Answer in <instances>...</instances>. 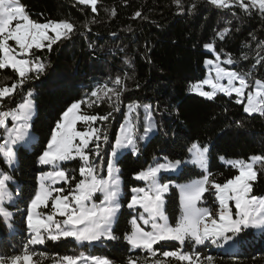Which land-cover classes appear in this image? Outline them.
Instances as JSON below:
<instances>
[{
	"label": "trees",
	"instance_id": "16d2710c",
	"mask_svg": "<svg viewBox=\"0 0 264 264\" xmlns=\"http://www.w3.org/2000/svg\"><path fill=\"white\" fill-rule=\"evenodd\" d=\"M36 22L67 20L74 25L68 38H62L52 50H33L45 64V70L18 87L0 103V111L13 108L33 89L31 99L35 112L30 121L33 138L29 145L16 146V162L9 166L0 152V170L13 175L9 182L14 199L5 204L13 213L12 227L0 218V256L22 253L28 246L46 257L40 264H54L65 255L107 257L112 264H128L129 258L144 264L154 259L141 249H131L125 236L131 230V218L140 208H129L132 188L143 185L136 174L150 164L168 160L183 161L193 143L209 147L208 172L218 183L234 177L237 170L228 159H247L264 155V116L244 112V104L232 96L217 93L213 99L191 90L194 82L205 76L206 59H231V71L245 74L253 88L255 81L264 82V12L258 7L242 9L236 0L230 7H218L210 0H97V11L77 0H21ZM115 12L113 15L112 12ZM139 12L141 15L137 16ZM225 29L228 31L225 33ZM221 33H224L221 38ZM211 44L207 50L204 46ZM35 75V74H30ZM120 77L122 85L113 81ZM18 80L9 68L0 70V85L11 86ZM107 85L120 91V99L105 97L93 106L82 105L86 114L105 116L93 127L106 132L108 142L100 143V156L92 155L96 165H102L100 175L107 176V164L119 127L128 115L134 126L139 152L131 148L119 152L116 166L121 181L122 205L112 225L116 239L78 243L73 238L44 244L28 245L31 238L26 226V208L37 189L38 174L47 166L38 164L51 130L62 112L73 102L84 100L97 87ZM91 100H96L91 97ZM139 105L134 111L128 105ZM4 106V107H3ZM150 106L156 128L144 133L145 108ZM118 109V110H117ZM11 123L10 118L8 125ZM131 126V127H132ZM0 130V140H6ZM144 136V139L139 137ZM95 149V145H90ZM223 157L224 159H221ZM78 181L80 161L74 159L62 165ZM259 167V166H257ZM203 174L195 164L183 163L177 174L162 173L160 181L172 185L165 194V211L170 223L180 215L179 195L174 182H183ZM76 181H73V185ZM65 189L68 184H60ZM19 193V195H16ZM253 194L264 196V170L253 182ZM214 189L205 193L204 204L215 208ZM50 208V207H49ZM48 208V209H49ZM47 210V209H45ZM239 245L232 247L208 240L202 245H179L161 242L154 245L157 257L163 251L182 250L214 257V264H264V229L247 230ZM166 264H177L172 259Z\"/></svg>",
	"mask_w": 264,
	"mask_h": 264
},
{
	"label": "snow or ice",
	"instance_id": "6c2138e0",
	"mask_svg": "<svg viewBox=\"0 0 264 264\" xmlns=\"http://www.w3.org/2000/svg\"><path fill=\"white\" fill-rule=\"evenodd\" d=\"M175 2L179 6L181 0ZM210 2L218 7L231 6L229 0ZM78 3L90 5L92 12L97 11V0H78ZM236 3L246 12L252 7H258L264 12V0H236ZM136 15L141 14L137 12ZM73 30L74 25L67 20L36 22L30 17L21 0H0V70L10 68L18 77L10 87H0V103L18 87H22L25 81L38 78V75L44 72L45 64L33 50L51 51L54 44L62 38H68ZM227 31L225 29V33ZM50 32L54 35H50ZM223 35L224 33H221V38ZM205 47L211 49L213 46L207 44ZM227 63L231 64L233 61L229 59ZM206 64L214 65L215 79L208 78L192 84V91L210 100L218 92L228 96L235 94L237 102L244 104V112L264 116V82L256 81L253 90L245 74L226 70L211 59L207 60ZM225 78L227 84H221L220 80ZM113 83L122 85L121 78L117 77ZM204 85L210 86L212 90L204 91ZM120 94L115 87L98 86L91 92L90 97L71 103L51 130L50 139L37 160L38 164L50 167L51 170L41 172L38 190L30 197L26 208V226L31 237L28 245L44 244L46 239L58 241L61 238H73L81 243L116 239L112 225L122 205L119 199L120 169L116 166L115 158L118 150L123 148L130 147L132 153L137 154L139 152L137 137L134 126H121L120 135L116 137L112 147L111 158L106 161L107 176H100L98 173L103 167L92 162V155L100 156L99 142L103 140L107 143L108 136L106 132L92 125L98 120H108L110 113L105 116L86 114L81 106L87 104L91 107L97 101L105 97L111 99L112 96L119 101ZM31 97L32 92L29 91L27 98L16 108L0 111V128L6 136L5 142L0 144V152L10 166L16 162V146L31 139L29 130L34 111ZM91 97H95L96 100H91ZM128 107L134 111L139 105L130 104ZM149 108L150 106H146V112ZM9 118L12 121L11 126H8ZM78 124L84 125V129H78ZM155 128L156 124L148 112L144 126L145 136ZM92 144L95 145L94 150L90 149ZM188 151L193 154L192 163L202 169L203 174L200 179L175 186L179 189L180 216L174 224L169 222L165 211V194L172 185L170 182L161 183L158 177L162 170H175L181 161L158 163L154 167L150 166L140 171L135 178L145 181L147 186L131 189L132 195L127 206L140 208L143 212L138 218L131 220L132 230L125 239L133 248L150 253L154 257L151 264H166L172 259L177 264H202L199 253L182 250L163 251L162 256L165 259L158 258L154 245L161 242L202 245L205 241L211 240L213 243L222 242V245L232 247L241 243L247 230L264 229V196L253 194V182L257 180L258 172L264 170V155L228 161L231 167L237 170V174L223 183H218L208 172L209 147L193 143ZM76 158L82 161L79 168L81 178L78 181L62 167L64 162ZM13 180V175L0 170V218L8 227H12L13 213L5 204L14 199L13 193L9 190V182ZM73 181H76L74 185ZM57 184H68L69 187L65 189L63 186L57 187ZM210 189H214L219 204L218 211L201 206L205 193ZM97 193L102 195V199L98 201L94 199ZM50 204V212L39 211L48 209ZM138 220L142 221L143 226ZM144 226H148L150 230H146ZM45 257L44 252L37 253L25 246L22 253L8 257L0 256V264H40ZM204 262L214 264V257L208 255L204 257ZM54 264H112V262L107 257L85 256L81 253L62 256ZM128 264H139V261L129 258ZM144 264H149L147 259Z\"/></svg>",
	"mask_w": 264,
	"mask_h": 264
},
{
	"label": "rangeland",
	"instance_id": "374dc122",
	"mask_svg": "<svg viewBox=\"0 0 264 264\" xmlns=\"http://www.w3.org/2000/svg\"><path fill=\"white\" fill-rule=\"evenodd\" d=\"M78 1V0H77ZM90 6V5H89ZM39 23H46V22H39ZM50 35H54L53 33H49ZM10 43H12L11 41H10ZM205 47V46H204ZM206 48V47H205ZM207 50H209V48H206ZM206 60H209V59H206ZM211 60H213L214 61V63L215 64H219L220 65V67H223V68H225L226 70H230V68H228L227 67V65H230L229 63H227V61L228 60H221V59H217L216 57L215 58H213V59H211ZM205 67H206V71H205V76H204V78L202 79V80H199V81H197V82H194V84H196V83H199V82H202L203 80H205V79H208V78H212V79H215V77H216V73H215V70H214V65H208V64H206V62H205ZM256 81H259V80H256ZM255 81V82H256ZM220 83L221 84H227V79L225 78V79H222V80H220ZM254 84V86H253V90L255 89V83H253ZM0 87H10V86H7V85H0ZM203 90L204 91H211L212 89H211V87L210 86H208V85H204L203 86ZM29 91H31V92H33V89L32 88H29L28 89V91H26V93L28 94V92ZM27 94H26V97L24 98V99H26L27 98ZM24 99L22 100V101H20L17 105H15V107H13V108H4V111H8L9 109H14V108H16L20 103H22L23 101H24ZM245 103H246V99H245ZM2 106V105H1ZM0 106V107H1ZM4 107V106H3ZM2 111V110H1ZM34 112H35V109H34V111H33V114H34ZM147 116V115H146ZM10 121H11V119H10ZM145 122H146V118H145ZM12 125V121H11V123L8 125V126H11ZM122 125H127V126H129V127H131L132 126V122H131V119H130V117L127 115L126 117H125V119H124V121H123V123L121 124V126ZM121 126L119 127V130H118V133H117V136L118 135H120V129H121ZM84 125H82V124H78L77 125V128L78 129H81V130H83L84 129ZM2 128H0V130H1ZM2 133H3V135H4V137L6 138V136H5V134H4V131H3V129H2V131H1ZM30 132V137H31V139L29 140V141H27V142H22L21 144L22 145H29L28 143H30V141L32 140V138H33V135H32V133H31V131H29ZM115 141V140H114ZM114 144H115V142H114ZM130 148V147H129ZM125 149H127V148H123V149H120V150H118V153L119 152H122L123 150H125ZM112 151V150H111ZM1 154L3 155V153L1 152ZM109 154H111V152L109 153ZM3 158H4V156H3ZM111 158V156H109V159ZM77 159H79V158H77ZM192 159H193V154L192 153H190L189 152V156L186 158V159H184L183 161H181V164L180 165H178L177 166V168L175 169V170H169V171H164V170H162L161 172H160V174H159V177H160V175L162 174V173H167V174H177L178 172H179V170H180V167L182 166V164L183 163H191V164H193L192 163ZM231 160H234V159H228V160H225L224 162H227L228 163V161H231ZM236 160V159H235ZM71 161V160H70ZM80 161V160H79ZM176 161H180V160H175V161H171V160H164V161H161V162H155V163H153V164H150L149 165V167L150 166H152V167H154V166H156V164H158V163H167V162H172V163H175ZM93 163H94V160L92 161ZM67 163V162H66ZM115 163H116V158H115ZM81 164H82V161H80V166H81ZM95 164V163H94ZM96 165V164H95ZM10 166V165H9ZM197 166V165H196ZM107 167V166H106ZM198 167V166H197ZM199 168V167H198ZM147 169V168H146ZM200 169V168H199ZM51 170V168L50 167H48L47 169H44V171H50ZM202 170V169H201ZM203 171V170H202ZM43 172V171H42ZM40 174H41V172L38 174V177H37V189L36 190H38V186H39V176H40ZM99 175H100V171H99V173H98ZM101 176V175H100ZM201 176L202 175H200V176H198V177H195V178H192V179H189V180H187V181H183V182H174V185L176 186V185H183V184H188V183H190V182H192V181H194V180H197V179H200L201 178ZM160 180V179H159ZM140 181H142L143 182V185L142 186H139V187H146L147 185H146V182L145 181H143V180H140ZM161 183H168L167 181H160ZM57 187H60V184H57L56 185ZM177 188V187H176ZM9 190H10V188H9ZM176 190H178V195H179V189L177 188ZM263 196V195H262ZM214 198H215V195H214ZM94 199H96L97 201L99 200V199H102V195L100 194V193H97L96 194V197H94ZM13 201V200H12ZM11 201V202H12ZM11 202H6V204L7 203H11ZM214 202H215V204H216V207L215 208H213V207H211V205L209 206V205H207V204H204L203 203V201H202V203H201V206H203V207H208V208H210V209H212L213 211H218V209H219V204H218V201H216V198H215V200H214ZM179 203V202H178ZM6 206V205H5ZM49 209H47V210H45V209H41V210H39V211H41V212H45V213H47V212H50L51 211V204L49 205ZM7 208V207H6ZM136 208H134V210H135ZM10 211V210H9ZM11 212V211H10ZM143 212V210L142 209H140L139 211H138V213L137 214H135V215H133L132 217H130L131 218V220L133 219V218H138L139 216H140V214ZM146 215V214H145ZM178 216H180V215H178ZM57 219H61V218H59V217H57ZM138 222L143 226V224H142V221H140V220H138ZM145 227V229L146 230H150L149 228H148V226H144ZM131 230H132V224H131ZM131 230H129L130 232H131ZM252 230L254 231V232H258L260 229H256V228H252ZM129 232V233H130ZM128 233V234H129ZM211 241V240H210ZM78 243H81V242H78ZM96 243V242H95ZM127 244H129V243H127ZM219 244H222V242L221 243H219ZM129 246H130V248L131 249H136V248H133L130 244H129ZM141 250H143V249H141ZM85 256H88V255H85Z\"/></svg>",
	"mask_w": 264,
	"mask_h": 264
},
{
	"label": "built area",
	"instance_id": "2783aa9c",
	"mask_svg": "<svg viewBox=\"0 0 264 264\" xmlns=\"http://www.w3.org/2000/svg\"><path fill=\"white\" fill-rule=\"evenodd\" d=\"M230 1V0H229ZM3 141L0 140V143H2Z\"/></svg>",
	"mask_w": 264,
	"mask_h": 264
}]
</instances>
